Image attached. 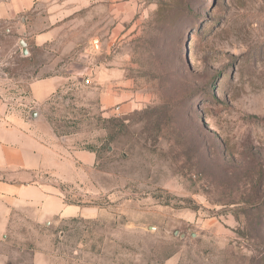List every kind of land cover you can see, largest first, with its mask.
Segmentation results:
<instances>
[{"label":"rangeland","instance_id":"rangeland-1","mask_svg":"<svg viewBox=\"0 0 264 264\" xmlns=\"http://www.w3.org/2000/svg\"><path fill=\"white\" fill-rule=\"evenodd\" d=\"M82 1L48 47L0 22V98L53 127L77 206L21 195L0 264H264V0Z\"/></svg>","mask_w":264,"mask_h":264},{"label":"crops","instance_id":"crops-1","mask_svg":"<svg viewBox=\"0 0 264 264\" xmlns=\"http://www.w3.org/2000/svg\"><path fill=\"white\" fill-rule=\"evenodd\" d=\"M82 3V0H0V22L16 25L21 16L27 15V20L22 19L27 22L26 32L38 47L44 48L60 40L65 27L60 22L67 15L76 16L82 11ZM63 79L52 76L33 83L32 98L37 105L48 102L64 85ZM34 113L28 117L22 111H10L0 98V173L6 176L0 178V232L7 228L11 210H29L30 207L17 206L21 195L28 205L37 207L47 201L50 208L55 206L57 210L77 207L66 204L58 186L47 181V175L57 176L55 165L66 159L67 151L48 120L39 114L34 118ZM40 120L44 123L42 129L35 126ZM45 153L50 154L48 158ZM24 190L29 193L24 195Z\"/></svg>","mask_w":264,"mask_h":264},{"label":"water","instance_id":"water-1","mask_svg":"<svg viewBox=\"0 0 264 264\" xmlns=\"http://www.w3.org/2000/svg\"><path fill=\"white\" fill-rule=\"evenodd\" d=\"M21 46H23L24 48H23V53H24V55H27L28 54V50H27V48H26V42L24 41V40H21ZM33 117L34 118H37L38 117V113H34L33 114Z\"/></svg>","mask_w":264,"mask_h":264}]
</instances>
